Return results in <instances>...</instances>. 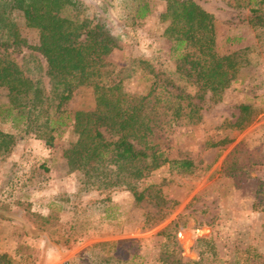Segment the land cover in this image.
<instances>
[{
	"label": "rangeland",
	"instance_id": "1",
	"mask_svg": "<svg viewBox=\"0 0 264 264\" xmlns=\"http://www.w3.org/2000/svg\"><path fill=\"white\" fill-rule=\"evenodd\" d=\"M148 1L150 13L127 28L106 56L116 70L137 57L171 70L184 51L163 36L165 1ZM194 1L215 17L217 51L248 47L249 57L219 100L209 93L194 100L198 120L183 118L156 131L169 158H189L195 168L153 170L136 183L141 201L126 187L84 191L79 173L69 172L62 156L75 139L70 127L47 146L36 133L0 122V130L15 136L10 153L0 156V253L11 264H179L172 263L177 258L264 264V27L249 22L250 7L264 9V0ZM17 23L28 44L37 45V32L25 28L21 17ZM141 78H125L123 89L143 92ZM6 100L0 90V103ZM241 104L251 107V120L238 128L232 124ZM65 108L100 107L93 88L80 86Z\"/></svg>",
	"mask_w": 264,
	"mask_h": 264
},
{
	"label": "trees",
	"instance_id": "2",
	"mask_svg": "<svg viewBox=\"0 0 264 264\" xmlns=\"http://www.w3.org/2000/svg\"><path fill=\"white\" fill-rule=\"evenodd\" d=\"M163 1L168 21L163 36L175 50L184 48L171 70H159L142 57L118 70L106 60L127 28L150 13L148 0H0V90L7 99L0 103V122L36 133L47 146L70 127L75 139L62 156L68 171L79 173L81 190L126 187L141 201L136 183L153 170L163 165L193 170L191 159L165 154L157 129L183 118L198 120L194 100L207 93L219 100L249 64L248 47L217 51L215 17L197 2ZM249 10L251 25L264 27V9ZM18 17L37 32V45L23 37ZM137 74L145 90L125 91V78ZM80 86L93 88L99 109L67 111ZM239 110L232 126L242 128L251 120V107L241 104ZM14 140V134L0 130V156L10 153ZM172 263L190 264L179 258ZM0 264H11L5 253Z\"/></svg>",
	"mask_w": 264,
	"mask_h": 264
}]
</instances>
